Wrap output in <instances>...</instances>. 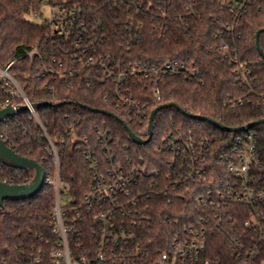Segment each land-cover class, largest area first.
<instances>
[{
  "label": "trees",
  "instance_id": "1",
  "mask_svg": "<svg viewBox=\"0 0 264 264\" xmlns=\"http://www.w3.org/2000/svg\"><path fill=\"white\" fill-rule=\"evenodd\" d=\"M70 2L81 3L105 35L97 51L99 56L146 66H160L174 60L187 61L194 64L199 73L195 79L178 76L161 78V101L155 99L149 82L143 81L138 97L147 106V117L131 121L124 110L104 101L108 86L88 81L89 75H94L96 70L80 74L72 87H68L65 81H59L49 85L52 89L46 88V82L37 78L36 67L27 56L35 45L45 44L49 34L45 23L27 19L28 15L40 9V0H0V68H6L15 61L10 72L24 86L31 101L49 103L43 109L46 113L42 117L49 123V132L54 139L63 134L69 116L80 120L78 134L82 137L87 135L98 150L95 127L106 122L112 129V151L122 160L133 158L134 163H139L142 156L145 158L143 163H147L149 168L161 165L163 158L156 148L161 144V138L171 131L206 137L211 142L207 163L212 185L197 186L192 183L186 194L183 193L184 188L179 187L151 201L152 208L148 213L151 223L144 225L143 232L149 247L163 248L165 242L182 233L186 226L199 227L202 217L213 216V210H203L196 205V196L213 188L214 182L228 178L220 158L229 153L235 139L243 136L244 132L223 131L210 122L192 119L181 110L170 107L155 115L152 137L147 144L139 145L133 142L123 123L136 136L146 140L149 138L151 112L167 104H175L186 113L213 119L230 128L264 119V58L256 41L257 32L264 29V0H255L237 21L222 11L218 0H125L117 7L113 0ZM187 5L191 8L187 9ZM137 16L145 22L140 39L130 38L126 28L129 18L136 20ZM160 29L165 30L164 37L159 36ZM221 39L237 48L238 60L251 71L247 80L239 79L233 63L218 52ZM259 46L264 53V33L260 35ZM25 74L30 75V79ZM92 109L106 111L112 116L96 113ZM5 126H8L14 143V146L7 144L10 148L18 155L39 163L46 175L54 170L53 160L37 137L28 111H21L15 118L10 117L1 128ZM252 131L256 133L261 162L256 174L264 176V123L252 128ZM98 155L104 160V152L99 151ZM83 157L84 153L78 151L76 143L69 139L60 149L62 176L72 183L79 197L89 190L92 180ZM34 176L33 169H13L0 160V182L26 184ZM53 195V189L44 185L30 200L4 201V205L0 206V256L16 263L23 258V250L41 246V236L50 239L48 204ZM227 208L232 221H209V257L219 258L224 264H238L230 241L240 237L249 242L255 238V243L263 252L261 258H264V244L259 242L261 232L246 231L244 227L245 221L258 208L238 204Z\"/></svg>",
  "mask_w": 264,
  "mask_h": 264
},
{
  "label": "built area",
  "instance_id": "2",
  "mask_svg": "<svg viewBox=\"0 0 264 264\" xmlns=\"http://www.w3.org/2000/svg\"><path fill=\"white\" fill-rule=\"evenodd\" d=\"M113 1L116 7L125 3V0ZM254 1L218 0V4L222 11L237 21ZM42 7L48 9L46 16L41 12ZM189 8L191 5H187ZM31 14L42 18L36 23H45L49 30L46 43L37 44L27 52L36 67L37 78L46 82L45 87L59 81H65L68 87H72L80 74L96 70L94 75L90 72L88 81L108 86L104 101L124 110L131 121L147 117V106L138 97L143 81L149 82L155 99L161 101V78L195 79L199 76L195 65L187 61L174 60L160 66H146L99 56L97 51L105 35L81 3L40 0V9ZM134 19L130 17L127 21V34L130 38L140 39L145 22L139 16ZM158 34L164 37L165 30L160 29ZM218 52L233 63L239 79L247 80L251 71L238 60L235 45L221 39ZM14 64L12 61L6 68H0V91L4 96L0 97V111L13 108L17 111L10 116L13 118L21 111L29 112L36 135L53 160L54 170L45 174L43 186L52 188L54 195L48 204L50 239L41 236V246L23 250V258L16 263L0 256V264H224L221 259L208 255V224L214 219L232 221L227 207L233 204L258 208L245 221L244 227L246 231L261 232L259 242L264 244V176L256 174L261 162L256 133L252 129L243 131L244 135L235 139L229 153L220 158L228 178L214 182L213 188L196 196V205L203 210H213V216L202 217L199 227L186 226L182 233L165 242V247L151 248L143 228L151 223L148 213L152 199L179 187L184 188L183 193L186 194L192 183L197 186L213 184L207 163L211 146L209 139L172 131L165 134L156 148L163 158L162 163L152 168L143 163L145 158L142 156L139 163H134L131 157L120 159L112 151V129L106 122L95 127L98 150L87 135L82 137L78 134L80 120L69 116L63 134L54 139L49 132V123L42 117L46 113L43 110L46 105L37 108L39 103H34L27 96L24 86L10 72ZM25 76L30 79V75ZM23 107L26 109L22 110ZM10 117L0 124V138L6 145L14 146L8 126L1 128ZM68 139L84 153L83 160L92 177L89 190L82 197L62 176L60 149ZM99 151L104 152V160L98 155ZM255 240L249 242L237 237L230 241L238 264H264L263 252Z\"/></svg>",
  "mask_w": 264,
  "mask_h": 264
},
{
  "label": "water",
  "instance_id": "3",
  "mask_svg": "<svg viewBox=\"0 0 264 264\" xmlns=\"http://www.w3.org/2000/svg\"><path fill=\"white\" fill-rule=\"evenodd\" d=\"M262 33H264V29L259 30L257 32L256 41H257V47H258L261 55L264 58V53L262 52V50L260 49V46H259V38H260V35ZM45 105H49V104L39 103V104H36V107L41 108ZM170 107H174L178 110H181L185 115H187L188 117H190L192 119L210 122L213 125H215L216 127L220 128L221 130L226 131V132H231V133L248 131L257 125L264 123V119H262L259 121L252 122V123L245 125L243 127L230 128V127H226V126L222 125L221 123H219L213 119H210V118H207L204 116H197V115L186 113L179 106H177L175 104H167V105L158 106L157 108H155L151 112L150 118H149V125H148L149 138L146 140L136 136L134 133H132L130 131L128 126L125 123H123L125 128L129 132V135H130L131 139L133 140V142H135L136 144H139V145L147 144L153 135L152 127H153L155 115L160 110H162L164 108H170ZM25 109H26V107L22 108V110H25ZM92 111H94L96 113H101V114H105L108 116H112V114L107 113L106 111H103V110L92 109ZM16 113H17V111L14 110L13 108L2 109L0 111V124L2 123V121L4 119H6L12 115H15ZM0 160L4 164H6L8 167H11L13 169H18V170L33 169L35 171L34 178L26 184L14 185V184H8L5 182H0V206L1 207L4 205V201H6V200L15 201V202L27 201V200H30L33 197H35L41 191V189L43 188L44 176H45V172H44L43 167L39 163H37L36 161H34L32 159L18 155L13 149L9 148L1 138H0Z\"/></svg>",
  "mask_w": 264,
  "mask_h": 264
},
{
  "label": "rangeland",
  "instance_id": "4",
  "mask_svg": "<svg viewBox=\"0 0 264 264\" xmlns=\"http://www.w3.org/2000/svg\"><path fill=\"white\" fill-rule=\"evenodd\" d=\"M41 12L44 14V16L47 15L48 9L45 7H42ZM27 19L31 22H41L42 18L40 17H34L32 14L27 16Z\"/></svg>",
  "mask_w": 264,
  "mask_h": 264
}]
</instances>
